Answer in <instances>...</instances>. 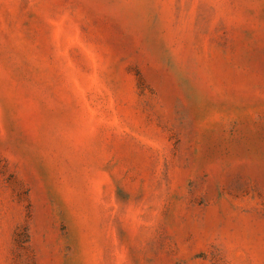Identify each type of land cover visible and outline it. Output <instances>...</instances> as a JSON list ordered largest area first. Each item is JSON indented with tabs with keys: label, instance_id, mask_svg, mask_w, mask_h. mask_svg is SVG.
Returning <instances> with one entry per match:
<instances>
[{
	"label": "rangeland",
	"instance_id": "374dc122",
	"mask_svg": "<svg viewBox=\"0 0 264 264\" xmlns=\"http://www.w3.org/2000/svg\"><path fill=\"white\" fill-rule=\"evenodd\" d=\"M0 264H264V0H0Z\"/></svg>",
	"mask_w": 264,
	"mask_h": 264
}]
</instances>
